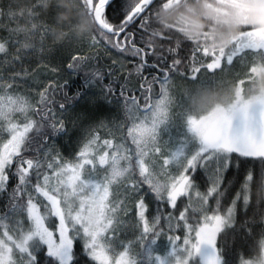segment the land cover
<instances>
[{"label": "trees", "instance_id": "1", "mask_svg": "<svg viewBox=\"0 0 264 264\" xmlns=\"http://www.w3.org/2000/svg\"><path fill=\"white\" fill-rule=\"evenodd\" d=\"M98 1L0 0V91L13 86L37 98L21 148L4 168L0 221L24 212L28 194L51 174L54 143L68 151L85 122L110 130L113 121L129 151L135 187L125 217L118 215L115 223L125 236L132 233V264H157L163 249L182 245L190 246L186 264H202L196 234L214 220L218 264L259 262L264 156L224 151L213 188L214 150L193 154L188 119L202 114V104L228 105L236 94L248 99L264 89V51L240 44L244 35L264 31V0H156L131 24L128 16L141 0H113L103 21L115 31L130 24L117 39L95 25ZM163 96L169 133L158 141L157 163L183 145L190 160L185 191L174 199L165 194L162 178L157 189L148 183L128 135L135 115L148 113ZM93 132L104 140L110 136ZM138 208H144L142 215ZM61 245L60 256L40 242L32 264H98L83 237L66 233Z\"/></svg>", "mask_w": 264, "mask_h": 264}, {"label": "rangeland", "instance_id": "2", "mask_svg": "<svg viewBox=\"0 0 264 264\" xmlns=\"http://www.w3.org/2000/svg\"><path fill=\"white\" fill-rule=\"evenodd\" d=\"M244 36L240 43L243 47H261L264 51V31L260 29ZM36 99L35 94L23 93L13 86L0 91V184L5 166L24 141ZM168 108L169 102L164 96L154 101L148 113L135 115L128 135L137 147L140 170L148 183L157 189L162 178L165 194L174 199L180 191H185L184 173L190 160L185 157L183 145L164 153L162 161L157 163L161 153L158 141L169 133ZM199 111H203L201 115L188 119L194 142L192 152L214 150L209 162L213 188L217 186L219 160L224 151L238 149L249 155L264 156V89L248 99L236 94L228 105L207 108L202 104ZM110 124L108 130L104 126L100 128L101 124L85 122L75 146L68 151H61L58 143L53 144L55 161L50 167L51 174L41 179L28 194L24 212L13 213L0 221V264H32L40 242H45L52 252L61 256L66 233L83 237L89 255L98 264L134 263L132 233L125 236V230L115 224L118 215L125 217L126 200L135 191L130 183L129 151L121 139L119 124L113 121ZM92 125L97 129L91 128ZM93 130L108 131L110 136L106 140L95 137ZM167 136L170 140L171 136ZM127 183L132 188L127 187ZM143 212L144 208L137 209V215ZM140 224L143 226L142 222ZM218 227L219 222L214 220L211 226L203 227L196 234L202 264H218L212 247ZM189 252L187 245L163 249L157 255V264H186ZM243 264H264V242L260 261Z\"/></svg>", "mask_w": 264, "mask_h": 264}, {"label": "water", "instance_id": "3", "mask_svg": "<svg viewBox=\"0 0 264 264\" xmlns=\"http://www.w3.org/2000/svg\"><path fill=\"white\" fill-rule=\"evenodd\" d=\"M113 0H100L94 8L93 11V20L95 25L98 27L99 30L102 32L115 36L117 39L125 30L126 28L133 22H135L142 14H144L147 9L153 5L156 0H141L139 4L135 7V9L131 12L130 16H128V21L133 18L129 25L124 27L120 31L113 30L110 26H108L102 18L103 10L112 2Z\"/></svg>", "mask_w": 264, "mask_h": 264}, {"label": "flooded vegetation", "instance_id": "4", "mask_svg": "<svg viewBox=\"0 0 264 264\" xmlns=\"http://www.w3.org/2000/svg\"><path fill=\"white\" fill-rule=\"evenodd\" d=\"M99 1H100V0H99ZM99 1H98V2H99ZM94 8H95V6L93 7V11H94Z\"/></svg>", "mask_w": 264, "mask_h": 264}]
</instances>
